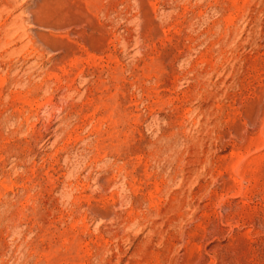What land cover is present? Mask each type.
<instances>
[{
	"label": "rangeland",
	"instance_id": "rangeland-1",
	"mask_svg": "<svg viewBox=\"0 0 264 264\" xmlns=\"http://www.w3.org/2000/svg\"><path fill=\"white\" fill-rule=\"evenodd\" d=\"M0 264H264V0H0Z\"/></svg>",
	"mask_w": 264,
	"mask_h": 264
}]
</instances>
